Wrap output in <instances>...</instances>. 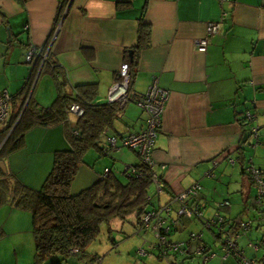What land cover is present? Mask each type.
<instances>
[{
	"label": "crops",
	"instance_id": "crops-1",
	"mask_svg": "<svg viewBox=\"0 0 264 264\" xmlns=\"http://www.w3.org/2000/svg\"><path fill=\"white\" fill-rule=\"evenodd\" d=\"M60 1L0 0V90L12 96L14 107L27 90L37 108H46L59 92L74 94L75 86L88 83L97 85L95 102L104 103L120 64L134 58L129 95L136 98L144 93L154 78L158 87L168 92L152 151L164 188L155 195L150 186L147 209L197 182L207 204L205 216H210L221 200L230 203L220 209L225 216L234 220L253 216L254 187L243 169L249 164L264 167V0L222 4L218 0H71L68 7L59 9ZM218 20L220 30L209 38L207 50H195L193 41L203 34L206 23ZM141 27L148 35L137 47ZM30 44L40 47L42 56L49 54L55 76L47 68L42 71V57L34 64L25 60ZM246 109L256 113L259 143L255 144L243 123ZM69 121L73 124L75 116L69 114ZM143 127L142 110L129 101L108 133L120 135ZM65 131L61 123L28 129L20 147L4 158L5 171L1 170L30 188H38L51 169L54 151L70 147ZM105 140L102 136L99 145ZM137 163L136 154L125 148L112 150L109 156L91 149L79 164L71 193L97 182L106 167L123 178L122 167ZM135 222L134 215L110 221L112 231L129 225L130 238L119 244L128 243V252L134 254L138 246L151 240L148 235L134 234ZM183 226L172 232V239L183 240L189 231H198L220 255L219 241L201 223L184 219ZM249 237L258 239L261 233L254 230L238 240L239 248L252 257ZM95 241L84 257L56 254L39 260L31 213L10 198L0 204V264H88L91 256L102 253L104 261L109 257V245L105 242L99 249ZM145 257L139 258L160 264L153 255ZM199 262L198 255L178 256V264ZM203 264L238 262L232 256H216Z\"/></svg>",
	"mask_w": 264,
	"mask_h": 264
},
{
	"label": "trees",
	"instance_id": "trees-1",
	"mask_svg": "<svg viewBox=\"0 0 264 264\" xmlns=\"http://www.w3.org/2000/svg\"><path fill=\"white\" fill-rule=\"evenodd\" d=\"M147 35V30L141 27V29H139L137 47L142 45V40H147ZM127 62L130 71L135 60L133 58L131 61L128 60ZM51 66H54V63L50 62L49 54H47L43 61L42 71L47 68L55 76L57 71L55 67L51 68ZM58 86L60 88V84H58ZM96 95L97 85L95 83L81 84L75 86L74 94L59 92L57 99L51 106L37 108L32 102L28 90L24 98L21 99L20 104L15 105V107L13 105L15 102L12 101V96L9 94L10 101L8 113L0 120L2 123V128L0 129V162H3L4 158L9 153L20 147L23 142V135L28 129L37 125L50 126L58 123L66 127L65 132L70 147L68 149L54 151L51 169L38 188H30L15 178L8 177L0 168V204L4 203L7 198H10L13 204L31 213L35 255L39 260H44L56 254L65 258L77 255L84 257L88 254V246L93 243L101 233L102 226H109V231H112L110 227L111 220L115 218L124 220L129 215L137 217L141 212L149 209H147V206L151 199L149 188L152 182L148 172H143L140 177L127 176L122 173L124 177L119 178L112 174L111 170L106 167L99 174L97 182L82 189L76 194L71 193V184L77 175L79 164L89 150L96 149L99 150L101 155L109 156L112 150L125 148L133 151L137 156L135 150L122 147L119 143V139L130 130L120 135H109L108 133L110 127H112L113 121L117 118L122 108H119L118 103H109L107 100L104 103H96ZM72 103H77L83 109V114L78 117L75 116L73 124L69 121V114L67 112L68 107ZM246 110L242 112V120L245 125H248V134L250 135V122L245 118ZM74 131L77 133L74 134ZM102 136H105L106 140L103 145H99ZM110 137L117 138L115 147L109 145L108 139ZM126 165L139 168L142 167L143 169V166L140 165L139 158L136 165ZM247 166L244 167L243 171L250 178L254 187L251 177L245 171ZM105 169L108 170V174L103 176ZM254 195L255 189L251 198L252 203L250 204V207L255 213L253 202ZM171 196H173V194L170 195L168 200ZM203 201L207 207L206 201ZM218 203L219 202L216 203L213 211L219 208ZM221 215L225 223L235 221L222 213ZM210 216H205L204 214V217ZM251 217L252 216L246 217L241 220ZM188 219L190 220V218ZM191 219L202 224L201 220ZM135 226L136 225H134V228ZM202 227L210 231L214 238L219 241L221 249L222 235L220 231L214 228L207 229L203 224ZM230 230L238 234L236 239L238 248L239 238L248 236V234L254 230H258L261 233V237L258 239H250L249 237L247 245L250 241L264 240V233H262L255 224L248 230L239 229L237 227L230 228ZM172 232L173 231H170L169 233L170 238ZM197 233L200 232L197 231ZM200 238L201 242L214 253L211 259L216 256H219L221 259L232 256L239 264V260L233 254L222 258V251L220 255H217L216 252L211 250V246L202 239V236ZM115 244L116 242L112 241V247L115 246ZM72 248H77L78 251L72 253ZM155 253L156 252L153 250V256ZM254 254V256H258L256 252H254ZM100 258L101 256L98 254L93 255L89 259L88 264H99L101 261L99 260ZM199 264H201V262H199Z\"/></svg>",
	"mask_w": 264,
	"mask_h": 264
},
{
	"label": "built area",
	"instance_id": "built-area-1",
	"mask_svg": "<svg viewBox=\"0 0 264 264\" xmlns=\"http://www.w3.org/2000/svg\"><path fill=\"white\" fill-rule=\"evenodd\" d=\"M218 1L222 4L230 0ZM70 2L71 0H61L59 9L62 6H67ZM222 14L224 13L222 12ZM220 27L221 22L219 20L207 22L203 34L193 41L195 50L205 52L209 38L217 34ZM39 57H42L43 61L46 55L42 56L40 47L38 48L30 44L25 54V60L34 64ZM128 85L129 68L128 64L123 62L119 66L116 81L108 90L106 100L109 103H118L119 108H123L129 101L135 102L144 114V127L139 131H129L119 139L122 147L130 148L137 152L140 165L143 166L142 169V167L125 165L122 168V173L127 176L140 177L143 172H148L155 190L154 194L159 195L164 188V184L162 179L157 175V164L152 158V151L157 132L161 127V119L165 102L168 98V92L158 87L157 80L154 78L143 94L133 98L129 95ZM9 101L10 96L8 92L6 90L0 91V120L8 113ZM67 112L78 117L83 114V109L77 103H72L68 107ZM256 117L254 111H245V118L250 122V136L254 139L255 144L259 143L258 125L255 124ZM76 133L74 131V134ZM116 140L117 138L110 137L108 139L109 145L115 147L117 144ZM215 163L213 160V164ZM245 171L251 177L255 189L253 197L255 213L251 218L225 223L219 211L221 208L229 207L230 203L228 200L219 202V208L213 211L210 217H204L206 206L200 196L201 185L195 182L187 189L173 194L168 201L157 204L155 207L153 206L151 209L141 212L136 217L134 233L141 234L144 232L150 234L152 237V240L148 241L146 245H140L135 249L136 255L139 257L151 256L154 250L156 252L154 257L163 260L165 264H178L179 255H198L201 264L209 261L214 256V253L201 242L200 233L195 231L189 232L183 240L170 238V231L182 229L184 219L194 218L201 220L205 228H214L220 231L222 235V258L233 254L239 260V264H264V240L250 241L248 243L250 249L256 253L261 252V254L259 256L247 257L237 246V232L230 230V228L234 227L248 230L255 224L264 233V168L248 165ZM107 174L108 170L105 169L103 176ZM205 174L213 175L211 171H206ZM77 251V248L71 249L72 253H76Z\"/></svg>",
	"mask_w": 264,
	"mask_h": 264
},
{
	"label": "rangeland",
	"instance_id": "rangeland-1",
	"mask_svg": "<svg viewBox=\"0 0 264 264\" xmlns=\"http://www.w3.org/2000/svg\"><path fill=\"white\" fill-rule=\"evenodd\" d=\"M151 186L153 187V184H151ZM131 218H133V217H130L129 221H131ZM129 229H130V227L127 223L124 226V228L122 229V231L115 230V229L113 231H109V230L105 229V226L102 227L101 233L97 237L94 244H97V247L100 249L101 246H103V244L106 242V244L109 245V248H108L109 249V257H107L104 261L103 260L100 261L99 264H151L150 262L145 263V260L135 256L134 252L133 253L128 252V250H127L128 249V243H125L123 246L119 244L121 240L130 238L131 232ZM108 234H109V237H108ZM141 234L146 235V236L148 235L152 240V237L150 236V234H147L144 232ZM98 239L100 240V242ZM112 239L118 243L116 247L115 246L112 247ZM246 253H247V255H249V252L246 251ZM99 255L100 256L104 255L103 258L106 257L104 253L99 254ZM155 260H159L160 264H165L164 261L160 260L159 258H156Z\"/></svg>",
	"mask_w": 264,
	"mask_h": 264
},
{
	"label": "water",
	"instance_id": "water-1",
	"mask_svg": "<svg viewBox=\"0 0 264 264\" xmlns=\"http://www.w3.org/2000/svg\"><path fill=\"white\" fill-rule=\"evenodd\" d=\"M129 53H130V55H131L132 50H129ZM0 168H1L3 171H5V166H4L3 162H0Z\"/></svg>",
	"mask_w": 264,
	"mask_h": 264
}]
</instances>
